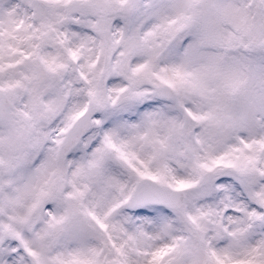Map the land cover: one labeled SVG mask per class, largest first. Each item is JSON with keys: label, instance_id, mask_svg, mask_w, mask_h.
Wrapping results in <instances>:
<instances>
[{"label": "snow or ice", "instance_id": "snow-or-ice-1", "mask_svg": "<svg viewBox=\"0 0 264 264\" xmlns=\"http://www.w3.org/2000/svg\"><path fill=\"white\" fill-rule=\"evenodd\" d=\"M0 264H264V0H0Z\"/></svg>", "mask_w": 264, "mask_h": 264}]
</instances>
